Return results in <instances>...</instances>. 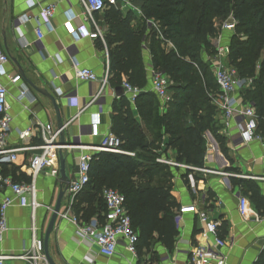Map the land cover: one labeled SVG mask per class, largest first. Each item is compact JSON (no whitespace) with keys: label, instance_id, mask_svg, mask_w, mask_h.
<instances>
[{"label":"crops","instance_id":"crops-1","mask_svg":"<svg viewBox=\"0 0 264 264\" xmlns=\"http://www.w3.org/2000/svg\"><path fill=\"white\" fill-rule=\"evenodd\" d=\"M46 1L0 0V42L10 58L6 64L0 65V80L7 84L9 89V113L13 118L9 133L11 146L21 143L39 144L40 138L37 132L24 140L20 139L19 134L28 128L34 131L40 123L57 130V112L52 98L59 106L61 116L66 123L67 139L70 140L72 136L81 133L83 140L89 142L91 115L97 112L100 113L101 132H113V106L118 105L122 97L115 94V87L110 83V79L104 91L97 94L100 89L98 81L89 83L73 78L71 57L66 51V47H76V55L81 65L94 70L99 79L104 77L107 69L109 70V49L105 40L109 24L105 21L103 12L95 14V19L103 31L105 41L93 40L89 37L76 39L64 24L68 19L69 5L66 0H60L52 21L54 30L47 32L43 40L37 42L33 30L35 21L22 22L20 18L25 14H38ZM71 2L74 11L81 12L79 0H71ZM131 2L132 7L128 9L116 8L132 12L134 15L132 26H134L136 21L143 17L142 2L140 0H131ZM73 25L78 27L83 25V22L77 18L73 21ZM85 27L88 30L92 29L87 23ZM227 32L230 31L223 32L225 44H227L225 37ZM147 45L148 39L145 37L143 54L148 83L142 88L144 91H150L149 69L153 67ZM166 47L172 48L169 44H166ZM5 74L22 76L23 83L28 88L25 98H19L20 86L11 83ZM63 74L68 75V81L57 78ZM124 81H128L126 75L122 76V83ZM32 84L40 91L32 87ZM58 89H61L62 93L58 92ZM131 108L134 117L146 132L135 103ZM166 110L167 108H164L160 114ZM215 119L218 120L216 115ZM261 132L264 134V125ZM218 133L225 139L227 153H224L214 134L209 130L206 131L204 167L228 173L227 176L216 172L199 173L200 171L175 167L170 169L171 194L179 204L174 216L177 234L171 247L163 244L155 234L150 246L141 247L134 256L127 250L125 240L120 239L116 253L107 257L99 252L91 240L82 239L77 235L74 223L59 216L50 240V252L54 261L57 264H191L192 248L197 244L206 243L202 235L203 223L198 213L207 211L214 221L219 224L226 221L228 224L227 232L223 235L227 239V246L224 248L227 264H257L264 253V215H261L259 222L245 221L241 217L238 210L239 199L242 196L248 199L249 197L246 188L240 185L238 180H252L264 197V147L259 142L248 145L238 144L239 126L235 122L231 124L229 130L224 129L221 124ZM165 144L166 139L164 148ZM33 153L23 152L18 155L16 162L0 164V173L12 177L17 182L29 179L26 163ZM160 155L176 159V151L172 149ZM78 156V150H69L67 159L71 178L77 172ZM190 174L194 177V185L190 181ZM59 184V176H51L46 169L37 178L40 206L35 212L29 207L18 205L8 208L9 229L0 238V255L8 257L11 264H27L21 256L30 251L34 238L44 240L45 230L59 192ZM86 192L78 194V200L76 201L75 198L73 205L79 202L81 208L85 207ZM8 195H11V191L0 186V202ZM68 206L65 197L61 211L65 212ZM75 215L84 223L101 220L97 214L88 222H85L83 212Z\"/></svg>","mask_w":264,"mask_h":264},{"label":"trees","instance_id":"trees-1","mask_svg":"<svg viewBox=\"0 0 264 264\" xmlns=\"http://www.w3.org/2000/svg\"><path fill=\"white\" fill-rule=\"evenodd\" d=\"M140 1L143 17L134 26V15L130 11L115 6L103 11L109 24L105 40L109 49L110 83L114 87L120 86L122 76L126 75L131 84L146 87L148 75L143 54L146 37L153 68L164 72L173 82L170 87L173 99L167 110L159 114L160 101L155 93L143 91L136 98V109L151 131L153 139L149 141L134 117L128 98H120V103L113 106L112 130L122 140V147L136 151V156L111 152L93 154L90 180L79 193L87 191L84 195L86 205L83 208L79 202L73 205L77 215L83 212L85 222L96 214L100 221H104L103 189L119 179L125 180L128 186L124 194L126 207L132 226L139 234L137 253L141 247L150 246L155 234L167 247L173 245L177 234L174 216L179 204L171 194L172 167L156 162V150L160 146H155V142L166 139L165 151L175 150L177 161L204 167V134L209 130L227 153L225 139L218 133L221 124L215 119V107L209 96L216 92L208 93V84L211 83L206 78L214 74L205 57L216 55L214 39L220 32L218 23L224 22L230 13L236 19L235 30L247 38L241 40L233 36L228 62L237 67L240 76L254 78L252 88L245 89L241 95L245 102L256 108L260 131L264 125V56L258 72L255 62L264 49V0ZM149 20H153L157 27L150 25ZM164 41H170L173 47L168 49ZM212 78L214 81V76ZM238 183L246 188L255 209L264 215V197L256 183L248 179L238 180ZM227 227L226 221L219 224L220 236L227 232ZM257 264H264V253Z\"/></svg>","mask_w":264,"mask_h":264},{"label":"built area","instance_id":"built-area-1","mask_svg":"<svg viewBox=\"0 0 264 264\" xmlns=\"http://www.w3.org/2000/svg\"><path fill=\"white\" fill-rule=\"evenodd\" d=\"M46 1V0H44ZM60 0H47L42 5L40 12L36 15H23L22 22L35 21L34 33L35 41H42L47 32L54 30L52 25L53 18L57 11ZM69 5L67 14L68 19L64 23L69 32L76 38L89 37L90 39L104 40L101 27L95 19V14L103 12L107 7L115 6L120 9L132 7L131 0H79L81 12L74 11V5L71 0H66ZM81 19L83 25L74 26L75 19ZM153 27H157L152 20L148 21ZM89 24L92 29L88 30L85 24ZM220 32L214 39L216 45V55L212 60V72L215 83L218 87L216 93L209 96L215 107L216 117L223 125L224 129L229 130L232 123L239 126L238 144L248 145L253 142H259L264 147V134L260 131V117L256 108L249 102H245L241 92L252 88L253 77H241L228 63L229 46L223 42L224 31H234L236 28V19L232 15L229 20L218 23ZM160 37L164 40L162 34ZM173 47L170 41H164ZM67 53L71 57L72 77L82 82H99L100 89L97 94L104 91L109 83V70L107 69L104 77L99 79L96 72L90 68L81 65L77 58V48L66 47ZM10 60L0 42V65L6 64ZM6 78L13 84L20 86L19 98L27 96L28 88L23 83L20 74H5ZM150 91L155 93L161 104L166 107L173 99L170 89L173 82L164 72L149 69ZM66 79L68 75L63 74L57 78ZM122 86L130 103L134 104L136 98L144 90L128 81H124ZM58 89V92H61ZM62 93V92H61ZM9 89L7 84L0 80V164L14 163L20 153L34 152L26 163L28 168L29 180L14 181L12 177L0 173V186L11 191V195L5 196L0 202V238L9 229L7 210L13 205L20 207H29L35 212L40 206L37 194V178L42 171L49 170V174L54 177L59 176V158L58 149L60 147L69 150H78V168L75 176L66 189L65 196L68 201V208L65 212H60V217L67 218L76 225V233L82 239H89L98 248L99 252L107 257L113 256L118 247L120 239L125 240L127 250L134 256L137 255V243L139 234L132 226L131 217L126 207V197L117 189L106 187L102 191V197L106 204L104 221L98 219L91 223L80 222L73 211V203L76 196L85 188L90 180V162L93 154L100 152H111L126 154L132 157L136 156V151L124 149L123 142L115 133L107 131L102 133L100 130V113H93L89 137L91 140L85 142L83 135L76 134L70 139V143L64 146L58 144V130H53L49 125L40 123L34 131L28 128L19 134L21 140L31 137L37 132L40 138L39 144L21 143L16 146L9 144V133L11 130L12 116L9 113L10 105L8 102ZM156 162L165 164L169 167L182 168L185 170L200 171L203 173H220L227 176L228 173L214 170L208 167H195L186 163L177 161L175 158L167 156H157ZM192 185L194 177L189 175ZM239 213L245 221L259 222L262 218L260 213L252 206L250 200L242 196L239 199ZM199 218L203 223L202 235L206 243L197 244L190 252L191 264H227L224 248L227 246V239L218 233L219 222L211 219L207 211H199ZM34 230V227H33ZM35 231V230H34ZM21 258L27 261V264H44V242L42 238H34L32 248ZM0 264H11L8 257L0 255ZM47 264V263H46Z\"/></svg>","mask_w":264,"mask_h":264},{"label":"water","instance_id":"water-1","mask_svg":"<svg viewBox=\"0 0 264 264\" xmlns=\"http://www.w3.org/2000/svg\"><path fill=\"white\" fill-rule=\"evenodd\" d=\"M34 87L36 90L40 91L35 85H31ZM115 94L119 97L121 96H126L125 90L122 85L115 87ZM53 105L55 107V110L57 112V119H56V128L59 131L58 134V144L60 146H64L70 143V140L66 138V123L64 122L61 112L59 109V106L57 105L56 101L54 98H52ZM68 149L60 147L58 149V158H59V192L57 195L56 203L54 205V208L52 209V213L47 225V228L45 230L44 234V258L47 264H57L50 252V240H51V235L53 233V230L55 228V225L57 223V220L60 216L61 208L63 205V200L65 196L66 189L68 188V185L71 181V176L68 170Z\"/></svg>","mask_w":264,"mask_h":264},{"label":"rangeland","instance_id":"rangeland-1","mask_svg":"<svg viewBox=\"0 0 264 264\" xmlns=\"http://www.w3.org/2000/svg\"><path fill=\"white\" fill-rule=\"evenodd\" d=\"M232 16V13H230L226 20H229L230 17ZM137 23V22H136ZM233 36H236V37H240L241 40H244L247 38V36L243 35V33H239L237 30H234V31H230V32H227L225 37L227 38V45L229 46V51H230V47H231V43H232V38ZM107 43V41H106ZM264 48V47H263ZM263 56H264V49H262L259 53V55L256 57V69H257V72L258 70L260 69V63L262 62V59H263ZM207 59L205 60L206 64H209L210 67L212 65V60L213 58L215 57V54H209V55H206ZM230 64V66L237 71L238 74H240V72L238 71L237 67L235 65H232L230 62H228ZM211 70V69H210ZM256 72V77L258 76V73ZM211 73H212V70H211ZM212 74H210V76H208L206 79L208 80V83H211V84H208L209 85V89H208V93L210 92H217L218 89L216 87V83H215V80L213 81V78H212ZM249 75H245V76H241V77H248ZM250 77V76H249ZM244 91V90H243ZM211 94V93H210ZM164 108H167V107H164L163 105L160 104V106L158 107V113L160 114L162 111H164ZM214 113H215V110H214ZM213 113V115H214ZM145 129H146V134H147V137L151 136V131L149 130V128H147L145 126ZM162 133H163V130H162ZM153 138H150L148 139L149 141H151ZM164 140L163 139L162 141L159 140V141H156L155 142V146L159 145L160 147L156 150V156H160V154H163V153H166L167 151H165V148H164ZM164 148V149H163ZM199 173H202V172H199ZM138 181V180H136ZM107 187L109 188H113V189H117L119 190L120 192H122L123 194H126L127 190H128V186L126 185V181L123 180V179H119L118 182H116L115 184H111V185H108Z\"/></svg>","mask_w":264,"mask_h":264}]
</instances>
